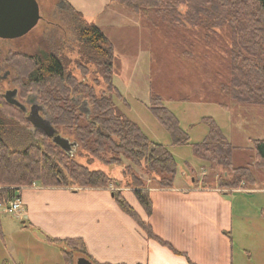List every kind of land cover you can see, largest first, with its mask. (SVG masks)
Segmentation results:
<instances>
[{"label": "trees", "instance_id": "16d2710c", "mask_svg": "<svg viewBox=\"0 0 264 264\" xmlns=\"http://www.w3.org/2000/svg\"><path fill=\"white\" fill-rule=\"evenodd\" d=\"M111 1L125 5L153 24L168 23L172 28L203 27L209 32L227 27L231 44L228 76L219 84L220 89L237 104L264 105V0ZM68 5L76 22L78 60L86 65V69L88 64L94 65L107 83L108 90L97 91L94 85L79 80L67 70L62 56L47 48L33 53L12 54L10 64L18 70L15 81L23 95L30 91L38 94L52 125L58 132L62 130L74 135L76 147L80 146L82 151L87 152L89 161L98 159L104 164L122 165V173L129 179L125 186L133 189L146 213L151 214L153 201L150 188L174 186L176 158L166 145L152 140L139 123L118 108L112 92L115 90L114 44L97 24L88 22L81 11L70 3ZM78 96L88 103V109L81 108L77 103L75 98ZM150 109L171 133L173 144L190 143L188 132L180 126L178 117L160 94H152ZM204 121L209 124V131L202 141L193 144L194 152L208 162L213 171L217 168L221 171L218 172L219 187L236 189L254 186L257 182L254 167L264 170V138L252 139L255 157L251 164L235 165V145L214 118L205 117ZM82 151L77 154H83ZM34 182L81 189L120 185V180L104 170L80 163L75 153L67 152L50 136L35 129L27 113L9 103L0 91V203L7 204L11 199L20 197L22 189ZM113 195L120 208L140 225L148 237L177 251L154 232L150 223L142 218L122 192ZM47 239L61 245L66 264L74 263V250L80 251L81 256L94 264H111L95 261L80 237L56 238L48 235Z\"/></svg>", "mask_w": 264, "mask_h": 264}, {"label": "rangeland", "instance_id": "374dc122", "mask_svg": "<svg viewBox=\"0 0 264 264\" xmlns=\"http://www.w3.org/2000/svg\"><path fill=\"white\" fill-rule=\"evenodd\" d=\"M37 1L42 16L38 24L21 37L0 38L1 93L17 87V98L25 104L27 112L37 104L41 106V115L50 120L36 92L21 93L15 81L18 70L9 61L17 52L33 53L43 48L58 52L67 70L79 80L94 85L97 91L108 90L107 83L94 65L88 64L86 69V65L78 60L76 22L70 3L112 40L115 52L114 102L121 112L139 123L152 140L171 150L177 161L175 184L187 176L200 175L205 169L209 178L214 176L218 179L221 171L218 168L213 171L209 163L194 152L193 144L202 141L209 131L205 117L214 118L235 145V165H248L254 161L252 139L264 136V105L237 104L220 89L219 84L228 76L231 44L227 27L209 32L203 27L172 28L168 23L153 24L125 5L111 0ZM152 94L163 97L164 103L178 117L180 126L188 132L190 143L173 144L171 133L150 109ZM75 99L81 108H89L81 96ZM6 110L10 111L9 108ZM59 133L71 141L76 140L67 131L60 130ZM81 151L80 146L73 148L76 159L120 180L119 186L111 185L109 189L113 194L123 193L129 180L122 173L123 166L104 164L98 159L89 161L86 151L77 154ZM254 171L257 175L264 172L255 167ZM148 183L152 185L150 180ZM0 220L3 223V228L0 226V263L66 264L60 244L43 243L33 238L30 231H21L19 212L9 213L0 206ZM81 255L78 250L72 251L74 263Z\"/></svg>", "mask_w": 264, "mask_h": 264}, {"label": "crops", "instance_id": "0c3cea01", "mask_svg": "<svg viewBox=\"0 0 264 264\" xmlns=\"http://www.w3.org/2000/svg\"><path fill=\"white\" fill-rule=\"evenodd\" d=\"M208 175L205 169L171 188H150L151 214L133 189L123 188L142 218L177 251L148 237L109 188L34 182L21 191L20 229L43 243L50 242L48 235L80 237L99 263L264 264V172L254 186L236 189L221 188Z\"/></svg>", "mask_w": 264, "mask_h": 264}, {"label": "water", "instance_id": "95a60500", "mask_svg": "<svg viewBox=\"0 0 264 264\" xmlns=\"http://www.w3.org/2000/svg\"><path fill=\"white\" fill-rule=\"evenodd\" d=\"M40 6L37 0H0V38L12 39L25 35L31 31L41 19ZM18 89H8L4 96L6 100L25 112L27 107L18 98ZM37 104L31 106L27 112V118L33 127L50 136L52 140L67 152H72L77 146L76 141L60 134L52 125L51 121L43 117ZM76 264H94L90 259L80 256Z\"/></svg>", "mask_w": 264, "mask_h": 264}, {"label": "built area", "instance_id": "2783aa9c", "mask_svg": "<svg viewBox=\"0 0 264 264\" xmlns=\"http://www.w3.org/2000/svg\"><path fill=\"white\" fill-rule=\"evenodd\" d=\"M21 199L20 197H15L13 199H11L7 204H2L0 203V206H4L5 211L9 212V213H13L15 214L16 212H19V210L21 209Z\"/></svg>", "mask_w": 264, "mask_h": 264}]
</instances>
